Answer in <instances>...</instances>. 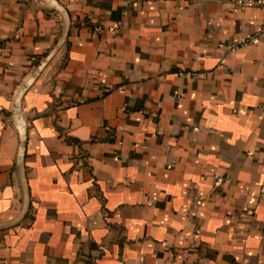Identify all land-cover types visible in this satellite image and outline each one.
<instances>
[{
  "label": "crops",
  "instance_id": "1",
  "mask_svg": "<svg viewBox=\"0 0 264 264\" xmlns=\"http://www.w3.org/2000/svg\"><path fill=\"white\" fill-rule=\"evenodd\" d=\"M263 22L0 0V264H264V36L227 49Z\"/></svg>",
  "mask_w": 264,
  "mask_h": 264
},
{
  "label": "built area",
  "instance_id": "2",
  "mask_svg": "<svg viewBox=\"0 0 264 264\" xmlns=\"http://www.w3.org/2000/svg\"><path fill=\"white\" fill-rule=\"evenodd\" d=\"M233 3L240 6H263L264 7V0H233ZM264 36V22L254 31L245 36H242L232 44L227 46V49L230 51H235L239 48L250 46L254 44L259 39ZM13 124L15 127H19L21 125L22 116L19 110H16L13 113Z\"/></svg>",
  "mask_w": 264,
  "mask_h": 264
},
{
  "label": "water",
  "instance_id": "3",
  "mask_svg": "<svg viewBox=\"0 0 264 264\" xmlns=\"http://www.w3.org/2000/svg\"><path fill=\"white\" fill-rule=\"evenodd\" d=\"M17 131H18V136H19L17 157L18 159H21L24 155L25 140H26V125L23 120H21V125L17 127Z\"/></svg>",
  "mask_w": 264,
  "mask_h": 264
}]
</instances>
